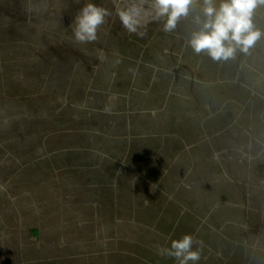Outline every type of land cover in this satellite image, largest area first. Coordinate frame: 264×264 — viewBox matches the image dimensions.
Segmentation results:
<instances>
[{"label":"rangeland","instance_id":"1","mask_svg":"<svg viewBox=\"0 0 264 264\" xmlns=\"http://www.w3.org/2000/svg\"><path fill=\"white\" fill-rule=\"evenodd\" d=\"M87 2L113 16L80 44ZM129 2L0 0V264H177L157 248L186 234L199 264H264V39L213 62L195 11L140 36Z\"/></svg>","mask_w":264,"mask_h":264},{"label":"clouds","instance_id":"2","mask_svg":"<svg viewBox=\"0 0 264 264\" xmlns=\"http://www.w3.org/2000/svg\"><path fill=\"white\" fill-rule=\"evenodd\" d=\"M260 8H264V0H131L116 5L114 14L127 32L142 36L138 30L148 20L162 21L163 31L172 32L178 22L195 11V29L187 46L195 55L204 54L222 63L235 59L238 53L249 54L264 39V30L253 22ZM112 16L113 11L107 7L85 3L74 18L73 38L80 44L96 41L99 29ZM201 244L186 234L171 240L169 247H158L157 254L173 258L177 264H199Z\"/></svg>","mask_w":264,"mask_h":264}]
</instances>
